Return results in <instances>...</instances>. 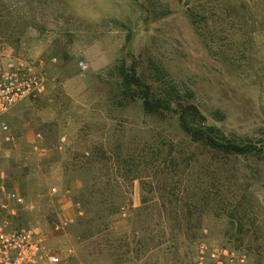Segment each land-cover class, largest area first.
Returning a JSON list of instances; mask_svg holds the SVG:
<instances>
[{
	"label": "rangeland",
	"instance_id": "rangeland-1",
	"mask_svg": "<svg viewBox=\"0 0 264 264\" xmlns=\"http://www.w3.org/2000/svg\"><path fill=\"white\" fill-rule=\"evenodd\" d=\"M0 51L46 78L2 119L0 201L22 204L0 224L37 227L59 264H193L200 242L264 264L261 157L192 144L113 68L154 63L206 124L264 148V0H0Z\"/></svg>",
	"mask_w": 264,
	"mask_h": 264
},
{
	"label": "trees",
	"instance_id": "trees-1",
	"mask_svg": "<svg viewBox=\"0 0 264 264\" xmlns=\"http://www.w3.org/2000/svg\"><path fill=\"white\" fill-rule=\"evenodd\" d=\"M149 16L150 11L139 6ZM165 14L155 16L154 19ZM195 27V21L190 20ZM153 73L146 76L139 71L134 57L130 64L123 58L115 61L114 70L119 78V94L128 102H139L142 112L150 116L175 119V123L192 144L201 145L210 151L225 156H255L264 161V148L249 140L238 139L224 134L220 129L206 124V118L193 103L194 94L179 88L166 73L150 63Z\"/></svg>",
	"mask_w": 264,
	"mask_h": 264
},
{
	"label": "built area",
	"instance_id": "built-area-1",
	"mask_svg": "<svg viewBox=\"0 0 264 264\" xmlns=\"http://www.w3.org/2000/svg\"><path fill=\"white\" fill-rule=\"evenodd\" d=\"M41 63L5 60L0 51V131H7L4 115L17 103L46 92V78ZM81 70L85 65L79 63ZM63 140V139H62ZM0 208L9 209L22 204L21 197L6 193ZM59 257L49 251L39 229L35 226L11 228L0 224V264H59ZM193 264H247L244 253L227 247L212 248L200 242L196 247Z\"/></svg>",
	"mask_w": 264,
	"mask_h": 264
},
{
	"label": "crops",
	"instance_id": "crops-1",
	"mask_svg": "<svg viewBox=\"0 0 264 264\" xmlns=\"http://www.w3.org/2000/svg\"><path fill=\"white\" fill-rule=\"evenodd\" d=\"M82 64H84V63H82ZM85 65V64H84Z\"/></svg>",
	"mask_w": 264,
	"mask_h": 264
}]
</instances>
